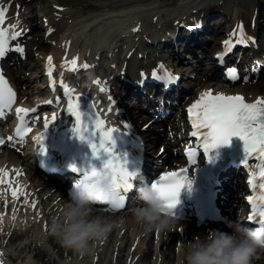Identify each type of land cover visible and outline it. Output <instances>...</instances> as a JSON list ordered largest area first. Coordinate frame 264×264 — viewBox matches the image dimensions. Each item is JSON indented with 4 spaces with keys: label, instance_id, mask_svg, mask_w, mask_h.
Segmentation results:
<instances>
[{
    "label": "bare ground",
    "instance_id": "bare-ground-1",
    "mask_svg": "<svg viewBox=\"0 0 264 264\" xmlns=\"http://www.w3.org/2000/svg\"><path fill=\"white\" fill-rule=\"evenodd\" d=\"M185 2L192 4L189 7L180 6ZM0 6L8 8L6 23L8 26L19 21L16 31H21L22 34L14 40L15 44L33 29L42 31L43 26H46L47 36L52 35L54 46L51 45L52 42L46 41L44 49L50 51L47 56L50 55L53 58L54 68L58 71L61 69L67 71L68 69L64 67L65 59L70 61L75 57H78V63L81 60H87L99 64L100 72L102 71L105 76L112 71L111 68L114 66V70L118 73L116 77L120 78L119 84L125 90L124 93L136 96V100H127L122 103L124 114L117 121L123 128H125V124L129 125L125 129L133 137L138 136L139 133L148 132L150 127L147 128L145 123L152 119V112L148 111L147 114H142L144 107L132 106L136 103H141L143 106L148 103L147 101L152 106L155 104L160 106V104L151 101L152 98L159 97L155 93L159 90L163 92V99L172 101L171 104L174 106L192 104L202 92L209 89L213 94L243 95L247 102H255L257 98H264V89L259 88L261 82L258 81L233 86L231 84L222 85L220 83L222 81H213L216 82L213 83L209 80L211 77L223 79L216 62H219L218 56L224 54V42L230 38L233 40L234 47L224 56V63L230 58L234 59L233 62H229V66L236 67L237 70L242 69L244 72L242 77L250 75L259 77L263 74L264 67L256 70L258 69L256 63L249 69L243 68L245 61L254 60V56L243 48L252 43L253 38L261 29L262 22V10H259V7L252 2L246 0H0ZM214 6L218 9L226 7L229 12L231 11V14L223 16V18L226 17L225 22L217 25L212 24L209 9ZM186 14L190 15L186 16ZM41 21L44 24L41 25ZM224 25H227L223 33L224 39H220L217 35L208 38L209 32L217 33ZM240 25L243 26L244 34L248 38V42L244 45L236 42L237 37L231 36ZM183 29H188L185 34H182ZM221 41L223 44L219 45ZM31 44L36 45V40ZM178 46H182V48L178 49ZM218 46L223 49L222 53H216V56L214 54L210 60V52H220L221 48L216 49ZM236 49L244 50L243 52L247 56L244 55L239 60ZM261 51L264 52V47L262 50H258V55H260L258 60L262 59ZM203 55L210 60L206 61L209 63L210 74H204L201 71L205 66ZM25 57L34 62L25 63L23 61ZM173 58L182 73L174 83L165 88L163 81L153 79L151 74L153 70H156L158 74L162 75L165 69L168 70L167 62L170 60L171 63ZM36 60L37 55L31 48L22 52L17 64L22 63L26 71L39 70L35 69V67H40ZM160 65L164 67L160 68ZM195 69L198 71L197 74ZM19 71L16 68H10L9 71L14 85L21 88V90L19 89L18 103H28L25 108H32L35 101L27 99V93L32 92L37 99L39 96L36 97V94L39 95L41 92L28 81L23 83L18 77ZM141 74H144L143 77ZM187 75L197 76L195 85L188 87L185 93H180V84L183 83V79ZM197 85L198 87H196ZM125 103L132 104V106H127ZM171 104L170 106H172ZM156 112L159 113V110ZM130 115L133 120H137L136 124H133L134 121L130 123L127 119ZM185 115V112H181L179 109L178 117L181 122L177 123L172 120L169 125L175 127L179 124L176 131L179 132V138L188 136V144L185 145L188 147L194 144V140L189 138L188 131L191 130L185 121ZM56 122L59 123V120L57 119ZM166 124L168 125V123ZM172 132L174 133V131ZM147 138L148 141L142 145L148 144L152 149H147V152L152 151L157 154L159 148L156 147L157 143L163 139L162 132L158 131L155 136L149 135ZM160 155L164 157L165 152H161ZM174 167L178 168L176 164ZM0 168L9 171V179L15 181L13 188L24 186L28 199V204H24V196L14 200L10 191L7 193L2 191L7 188V185H0V254H2L0 260L3 261V264L6 259L12 264H59V257H67L66 264H92V261L88 262L86 256L94 254L98 255V259H101L103 251L110 248H112L114 257L119 256L117 260L125 258L128 264L137 262V259H139L137 262L139 264H146L149 260L150 264H155L158 257L161 259L158 264H184L186 246L195 235L212 229H220L218 226L211 227L209 230L196 229L192 226L186 227L185 231L181 232L177 231L180 225H176L172 226L170 230L161 232L162 236L157 239L154 230L145 232L143 227L135 222L131 213L122 214V216L113 218V220L120 221L121 217H125L122 227L114 229L105 240L95 243L90 253L79 255L63 247L58 238L48 231L47 225L54 217H59L67 202L64 199L65 191L50 187L53 185H48L47 179L39 176L25 155L12 152L8 157L0 158ZM12 169H19L22 175L17 177ZM232 182L233 179L228 185V189H232V191L229 190V194L235 196L232 198V202L242 205L244 204L243 196L234 195L235 190L232 187V185L237 187L240 181ZM33 201L36 202L35 208L31 206ZM14 215L15 220H13ZM94 215L108 217V214H99L96 210H94ZM220 230L225 231V229ZM23 238H27V240L11 248L17 240ZM44 240L51 245L50 248L53 247L54 250H57L58 259L49 255ZM155 240L160 246L154 249L150 243ZM174 240L176 242L184 240V244L174 250L171 248ZM151 255L156 259H150ZM32 257L41 261L33 262ZM110 264L114 263L110 262ZM252 264H264V250L258 251Z\"/></svg>",
    "mask_w": 264,
    "mask_h": 264
},
{
    "label": "snow or ice",
    "instance_id": "snow-or-ice-1",
    "mask_svg": "<svg viewBox=\"0 0 264 264\" xmlns=\"http://www.w3.org/2000/svg\"><path fill=\"white\" fill-rule=\"evenodd\" d=\"M7 6H0V59L6 57L10 50L17 52L23 51L18 46L10 48V41H14L19 37L22 32L16 31L19 21L11 24L9 27H4L6 21ZM232 37H237V43L244 45L248 42V38L245 36L243 26H237V29L231 34ZM234 47L233 40L230 38L224 42V54L218 56V60L221 64L224 63V56L232 50ZM48 69L47 75L50 78V87L53 92L56 90L57 81L51 79L53 76V58L49 56L47 58ZM64 67L69 71L78 70V57L71 59L70 61L65 59ZM89 65L84 64L83 68L87 69ZM163 68V65L159 66ZM142 77L144 74H141ZM152 78L157 81H163L167 86L175 82L176 77L169 70H164L163 74H158L156 70H153L151 74ZM226 76L230 80L239 79L238 70L236 67L226 68ZM97 85H101V81H95ZM59 84L63 89L64 96L67 98V107L65 113L70 114L75 118V126L73 133L79 137L81 141L88 140L92 149L93 155L100 157L101 153H106L108 158L103 162L100 168L93 166L91 169H78L75 165L72 166L73 171L83 172L81 178L76 182L75 187L78 193L87 191L89 195L94 196L101 204H105L102 198V193L98 190L97 185L99 183V177L105 170H111L115 174L117 183V191L113 195L107 205L111 206V209H118L124 207L125 196L122 193H126L131 190L134 185L133 181L137 177V172L131 171L128 167V161L126 156H122L115 151L116 140L114 134L121 132L119 128L111 127L108 125L105 119L101 118L100 111H97V105L89 98L88 110H82V96L75 93V89L70 88L67 83L60 79ZM101 92L107 91L105 86L100 87ZM111 99V97H109ZM60 98H56V103L59 105ZM44 103L51 105L52 100H46ZM16 104V92L10 86L8 80L5 78L2 71H0V117H4L5 111H11ZM37 109L15 107L16 117L19 123L17 124L13 135L7 137V141L13 143L15 146L17 141H23L25 137L33 131L30 126V121L26 119L29 113H35ZM111 111V109H109ZM188 119L192 126L190 133L191 137L197 139L198 143L196 147L189 146L186 149L188 157V163L191 165L197 164V156L200 153L197 152V148L202 149L205 156L208 157L209 162H212L214 157L210 155L213 149L225 144L231 143L232 137H239L244 142V149L246 153L245 159L242 161L244 166H248L250 159L259 161L257 167L259 168L258 176L260 183L257 185L256 176L257 173H253L251 179L247 183L254 189L259 190V196L253 197L249 195L247 197L248 202L251 205V214L248 219L257 225L264 226V98H257L255 102L248 103L243 95H227L224 93L213 94L212 90H205L199 96V98L187 109ZM39 117H34L33 122L38 120ZM58 119L57 113L53 112L51 119L44 117V129L45 131L39 133L33 140L41 152L46 153L47 147L44 143L46 139V133L50 125ZM125 128L129 125L125 124ZM128 134L127 132H121ZM5 140L0 138V145H4ZM19 177L22 175L19 169H12ZM9 171L0 168V185H7V188L3 189L4 193L11 192V196L14 200H18L20 196H24V204H28L27 194L24 191V186H18L13 188V181L9 179ZM154 189L158 190L162 199L165 201V207L169 210L171 215L175 217L173 209L179 203V195L182 189L185 187L191 189L192 181L189 176L188 168H181L179 171H171L164 173L159 180L152 183ZM7 203V202H6ZM33 208L36 207V202L33 201ZM15 211V210H14ZM15 220V215L13 216ZM2 255V254H0ZM0 264L3 261L0 260Z\"/></svg>",
    "mask_w": 264,
    "mask_h": 264
},
{
    "label": "clouds",
    "instance_id": "clouds-1",
    "mask_svg": "<svg viewBox=\"0 0 264 264\" xmlns=\"http://www.w3.org/2000/svg\"><path fill=\"white\" fill-rule=\"evenodd\" d=\"M116 177L113 171L105 170L97 185L105 204L116 193ZM138 203L130 208L135 222L145 232L170 230L175 217L165 207L158 190L141 183L137 188ZM99 203L87 191L70 196L59 217H54L49 232L60 244L73 252L84 255L93 250L95 243L105 240L123 221L94 215V206ZM230 231L212 229L199 233L190 241L184 252V264H252L258 251L264 250V226L250 228L239 221H229Z\"/></svg>",
    "mask_w": 264,
    "mask_h": 264
},
{
    "label": "rangeland",
    "instance_id": "rangeland-1",
    "mask_svg": "<svg viewBox=\"0 0 264 264\" xmlns=\"http://www.w3.org/2000/svg\"><path fill=\"white\" fill-rule=\"evenodd\" d=\"M246 1L252 2L253 0H246ZM257 1L261 2V3L260 2L258 3L259 7H261V8L264 7V0H257ZM222 12H224V11H218L217 14H213L212 15L213 19L211 21H212L213 24H218V23H221V22L225 21V19H223L224 14ZM263 20H264V18H263V15H262V22L263 23H261V33L258 34L257 37H255L253 39V44L256 46V48H260L261 45H264V21ZM41 24H42V21H41ZM226 26L227 25H224L223 27H221V29H219V31L217 33L215 32V34L217 36L218 35L221 36V34H223L224 31H220V30H225ZM38 32H41V33H38ZM44 33H45L44 29L42 31H39L38 29H33V31L31 32L30 36L28 37V39H25V43L23 44V49L24 48L26 49V47L28 45V42L30 41V38L33 37L32 39H34V41L36 40V45L38 44V46H37V50L35 52L38 53V55H40L38 57V60H37V61L40 62V65H42V63H43L42 59L45 57V54L48 52L47 50H44V48H45L44 44L46 43V41H48V40L51 41L52 40V37H50V36L48 37L47 34H44ZM210 35H211V37H213L214 32H213V34H211V32H210ZM220 38H222V37H220ZM36 45L32 44V46H30V47H32L33 49H36ZM39 48H41V49H39ZM206 60H207V58H205V61ZM206 64H208V63H205V66H206ZM18 68L22 69V63H20L18 65ZM37 73H38L37 70H33V71L27 70L25 72H21L19 77L22 80H24V81L30 80L31 83L34 84L36 82L35 75H37ZM189 77L187 75V78H189ZM253 79H254V77L250 76V77L244 79V81L245 82H250ZM257 80H258V82H261L259 84L260 85L259 88L264 89V74L262 76H260V77H257ZM240 82H243V81L239 80L235 84L240 83ZM29 98H34V96L29 95ZM150 134H152V132ZM179 147H182V145L179 146ZM19 242H20V240L17 241L16 243H19ZM46 246H47L48 251L50 252L49 255H51L52 258L56 257L58 259V252L56 250H54V248L49 249L51 247L49 244H47ZM103 252L104 253H102L101 259H98V257H97L98 255H94V254H90V255L86 256L85 258L88 259V262H90L91 260L94 259V257H97V259L95 258V260H94L96 264H110V262H112L114 264H125L124 259L117 260L118 257H114V255L112 254V248L105 249ZM45 259H47V257H45ZM39 260L40 259L36 258L34 261L40 262ZM63 261L66 262L67 261V257L66 258L64 257L63 260L59 257V259H58L59 264H65ZM146 264H150V260Z\"/></svg>",
    "mask_w": 264,
    "mask_h": 264
}]
</instances>
